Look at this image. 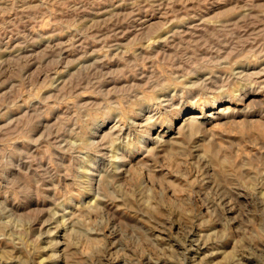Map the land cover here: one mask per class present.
<instances>
[{"label":"clouds","instance_id":"1","mask_svg":"<svg viewBox=\"0 0 264 264\" xmlns=\"http://www.w3.org/2000/svg\"><path fill=\"white\" fill-rule=\"evenodd\" d=\"M103 3L0 0V264H264V0Z\"/></svg>","mask_w":264,"mask_h":264},{"label":"rangeland","instance_id":"2","mask_svg":"<svg viewBox=\"0 0 264 264\" xmlns=\"http://www.w3.org/2000/svg\"><path fill=\"white\" fill-rule=\"evenodd\" d=\"M157 2H159V0H157ZM165 3H166V0H165ZM119 4V0H108V3H103V4H99V5H96L93 7L92 11L94 13H104L105 15L107 14L106 13V9L108 8H114L115 11L119 12L122 10V8H117L115 7V5ZM176 10H180V5H176ZM193 6L191 4L188 5V8L191 9ZM164 9L162 8L160 10V12H162ZM160 12H158L155 16H152L150 13H140V16H141V19L143 20H158L160 19ZM93 18H96V17H93ZM100 19H103L104 17L103 16H99ZM124 26L123 25H120L118 26L115 31H120ZM174 28L177 27V26H173ZM179 27L183 28L184 26L183 25H180ZM41 33L45 36H47L52 30L50 28H46L44 27L43 25L41 26ZM131 33H129L128 36H124V37H117L114 41H110L109 43H125L129 37H130ZM69 36L70 34H66L64 36H59V37H55L52 41H42L41 45H37L35 46L36 47V50H41L42 47H46L49 43H52V44H56V43H66V41L69 39ZM84 38H80V39H77L76 40V45L79 46L82 42ZM5 40H7V34L5 36ZM17 41L14 39L11 44H14L16 43ZM11 44H9L8 46H11ZM101 47L100 44H97V43H93L92 41H87L86 44L84 45L83 48H80V47H77V49L69 52V51H64V50H59L60 51V56H61V62L64 63L66 62L67 60H74L77 58L78 55H82L84 53L85 50L87 51H93V50H96V49H99ZM55 55L56 53L55 52H52L50 53V56L49 58H55ZM109 55H111V53H109ZM96 58H99V57H88L86 61H82V63H85V62H91L93 59H96ZM113 66H118V62L116 61H113L110 65H108V67H113ZM261 66H264V64H261V65H252L251 66V70H259V67ZM75 69H70V71H74ZM67 73H63L62 75L58 76L57 79L58 80H64V79H67ZM41 79H43V77H41ZM131 79V78H130ZM50 91V90H49ZM44 95H47L48 92L46 91L45 93H43ZM253 99L255 100H261V99H264V94H261V95H254L252 97ZM34 104L37 103V102H33ZM55 115V113H53V116ZM259 135V133H257ZM164 171H167V170H164ZM163 175V172H158L157 173V176H162ZM169 180L170 181H177V184L176 185H170L169 187V190L167 191V195L168 196H172L173 195V192L176 191V188L179 187V183H178V178L177 177H174V176H170L169 177ZM179 230V225H176L172 228V231L175 232V231H178ZM158 235H162L164 236L165 238L167 237V233H163V232H158L157 233ZM195 234H193V236L189 237L190 240L192 239H195ZM115 251V249L113 250ZM200 251V255H203L204 252L207 251V249H202V250H199ZM197 254L196 250H194L193 252H190L189 253V256H195ZM116 264H123V261L122 260H119L117 259L116 260ZM161 264H164L163 261H161Z\"/></svg>","mask_w":264,"mask_h":264}]
</instances>
